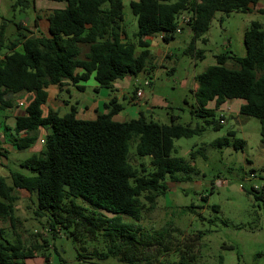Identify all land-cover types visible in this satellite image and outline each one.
Wrapping results in <instances>:
<instances>
[{"label": "trees", "instance_id": "obj_1", "mask_svg": "<svg viewBox=\"0 0 264 264\" xmlns=\"http://www.w3.org/2000/svg\"><path fill=\"white\" fill-rule=\"evenodd\" d=\"M59 1L65 7L50 11L47 33H24L19 20L16 36L4 44V26L0 25V107L11 105L9 94H32L24 114L14 117L15 131L23 135L15 137L13 146L17 150L28 148L38 139L39 128H48L39 151L20 161L31 174L11 170V183L0 175V219L10 226L0 225V264L36 255L43 256L45 264L48 261L47 239L41 237L25 245L15 230L20 222L14 212L15 188L34 195L33 214L46 218L51 238L60 226L84 249L85 240L101 232L106 249L94 253L102 258L117 256L124 264H194L200 232L178 237L179 230L172 226L148 231L122 217L137 219L145 205L153 207L168 189L167 178L178 181L197 171L195 151L189 158L172 154L174 139L199 133L204 126L175 123L176 115L170 123L146 119L142 114L119 121L113 116L122 104L114 98L104 103L108 111L92 119L77 117L74 107L62 115L51 109L44 114L46 88L66 79L73 83L85 80L92 72L101 87L111 88L117 78L150 69L154 58L145 37L160 34L164 41L174 37L176 17L183 11H191L183 26L189 36L184 53L201 58L203 50L196 48V40L205 39L203 34L215 12L249 11L258 0H130L137 20L133 39L122 25V0ZM260 11L264 13V9ZM243 42V56L217 54L214 64L194 75L196 87L190 91L195 104L190 112L208 117L226 100L242 99L238 113L258 118L264 141V27L260 21H250ZM228 60L234 65L228 66ZM79 68L83 70L80 73ZM210 101L212 107L208 106ZM220 119L214 122L206 118L204 122L217 129ZM131 140L135 153L148 157L147 165L130 162ZM212 143L240 149L244 140L229 130ZM255 197L264 200V193ZM10 229L17 235L14 241L5 238ZM171 251L179 254L176 262L162 258Z\"/></svg>", "mask_w": 264, "mask_h": 264}, {"label": "rangeland", "instance_id": "obj_2", "mask_svg": "<svg viewBox=\"0 0 264 264\" xmlns=\"http://www.w3.org/2000/svg\"><path fill=\"white\" fill-rule=\"evenodd\" d=\"M15 1L0 0V25L4 26V44L16 36L15 23L19 20L25 23L34 11L30 0L27 7L24 6V1L19 2V5ZM45 1L47 4L50 2ZM129 1L122 0V25L127 36L133 39L137 20ZM262 4L264 5V1ZM251 20L260 21L264 27L262 12L216 11L208 30L203 34L205 39L200 37L196 40V48L203 50L201 58L184 53L189 41L185 31L177 32L168 41L158 35L160 51L154 56V66L137 75H130L128 85L122 87V90L111 91L100 86L95 90L92 86L94 81L90 79L84 83V89L73 85L60 94L61 98L70 99L73 104L77 99L79 104H91L93 100H97L100 109H103V101L116 97L124 107L123 112L134 113L130 114V118L142 114L146 119L170 123L172 116L176 115L175 123L204 126L199 133L174 139L172 154L189 158L190 152L195 151L194 164L197 171L184 174L178 181L167 178L168 189L158 197L153 207L145 205L137 219L127 215L122 217L124 221L140 224L148 231L172 226L179 230L178 237L200 232V245L194 255V264H264V200L255 197L256 193H264V141L260 135V122L254 116L236 114L238 105L234 99L227 100L212 116L204 117L190 112L195 104L190 91L193 81L195 82L192 76L214 64L217 54L243 56L244 32ZM25 27L32 30V22L28 20ZM22 32L26 33V30ZM83 49L86 50V46L83 45ZM227 65L233 66L234 62L228 60ZM145 80L149 84H144ZM136 88L141 89V97L135 96ZM47 91L52 95L53 87H49ZM149 104L152 105L151 111L146 109ZM213 104V101L208 102L209 107ZM13 109L11 108L10 115ZM22 111L16 109L18 113ZM60 111L61 114L69 111V106ZM122 113L115 118L118 120ZM206 118L214 122L222 118L223 122L215 129L204 122ZM229 130L234 131L235 137L244 140L242 148L234 149L232 144L216 146L212 143L213 140L226 136ZM37 134L38 139L28 148L17 150L9 146L6 158L0 156V174H6L8 182L11 170L31 174V170L21 166L20 161L41 148L40 137H44V132L40 130ZM231 139L230 137V141ZM147 159V156L135 153V142L131 140L130 162L137 166L139 161H143L147 165ZM14 193L17 195L14 212L20 220L16 223L15 230L25 245L35 239L40 240L41 237L47 239L50 244L45 250L48 255L47 264H124L117 256L102 258L94 253L95 250L100 252L106 249L101 232L88 237L84 242V249L79 242L66 235L60 226L51 238L52 231L46 218L33 214L34 195L19 188H15ZM0 224L10 228L7 221L1 220ZM16 237L13 229L8 230L5 236L12 241ZM79 252L82 256H78ZM178 255L177 251H171L164 253L162 258L176 262ZM14 264L26 263L18 261Z\"/></svg>", "mask_w": 264, "mask_h": 264}, {"label": "crops", "instance_id": "obj_3", "mask_svg": "<svg viewBox=\"0 0 264 264\" xmlns=\"http://www.w3.org/2000/svg\"><path fill=\"white\" fill-rule=\"evenodd\" d=\"M263 1L264 0H258V2L252 7L251 10L261 12L260 9H264V5L262 4ZM24 2L28 3V0H24ZM30 2H31V7L33 8L34 11H33V14H30V16L28 17L26 22L22 23L23 28L26 30L27 34L38 33V32L47 33V27H48L47 16H48V14L50 13V11L52 9L65 7V3L63 1H59V0H50V2L48 4H47V1H45V0H39V1L38 0H30ZM28 20H30L32 22V27H31L32 30H28L25 27V24L27 23ZM158 35L160 36V34H157V35L145 37V39L147 40V42L149 44V50H150L151 54L153 55V58L156 54L158 55V53L160 51V49L158 48V46H159V42L157 40ZM17 48H19V46H17ZM77 71L80 73L83 70L81 68H79ZM130 77H131L130 75H125L122 78L115 79L112 82V87L109 89L111 91L112 90H116V91L122 90V87L128 85ZM125 78H126V80H124ZM192 78L194 79V75L192 76ZM90 79H92L94 81L92 84L94 89L98 90L99 89L98 86H100V85L96 81V79L94 78V72H92L89 75V77L85 80L79 79L78 81L73 83L70 80L66 79V80H63L60 85L59 84H50L46 88V90L52 86L53 91H52V95H49V93L47 91V100L42 105L43 113L45 114L49 109H51V110L57 111L60 115H62L66 112L61 114L60 112H62V111H60V109L66 107V106H69V109L71 107L75 108L77 117L84 118V119H92L98 113L108 111V108L105 107V105H104V103H106V101H103V109H100L99 101H97V100H93L91 104H81V103L79 104V100L77 99L76 103L73 104V103H71L70 99H63L60 97V94L63 92V90H69L70 87L73 85L75 87H77L78 89H81V90L84 89L85 88L84 83ZM195 87H196V83L193 81V85H192L191 89L195 88ZM31 96H32V94L30 92H23V91L16 92L13 94H9L7 97L10 99L11 105L9 107H4V108L0 107V126L2 128V130H0V156H2L4 158H6V154L9 153V150H8L9 146L12 149H14L13 143H14L15 137L19 136V135H23V133L18 134L15 131L14 117L17 115L24 114L25 106H26L27 102L30 100ZM111 98H114L117 101L116 97H111ZM110 99H108L107 102ZM234 100H236L237 105H238L237 111H235V113L238 114V108H239L240 104L243 103V100L238 99V98H235ZM226 101L223 104H225ZM143 103H145V101H143ZM151 106H152L151 104H149L147 106V108H146L147 111H151V108H150ZM11 108H14L13 109L14 111L10 115ZM16 109H20L21 111L22 110L23 111L21 113H18V112H16ZM123 109H124V107L122 105L121 109L113 116V118L116 119L115 118L116 115H118L119 113H122ZM130 114H134V113L133 112L129 113V111L123 112L118 120L119 121L126 120V119L130 118ZM10 121H11V123H8ZM40 130H42V132H44V134H45L48 131V128H43V127L39 128L38 133ZM0 175L5 177V179L7 181V178H6L7 175L6 174L1 173ZM9 178H10V172H9ZM7 183H11V178H10V182L7 181ZM14 190H13V192H14ZM0 221H1V219H0ZM18 261L26 263V264H45L44 257L41 255L40 256L36 255V256H32V257H26L23 260H18Z\"/></svg>", "mask_w": 264, "mask_h": 264}, {"label": "built area", "instance_id": "obj_4", "mask_svg": "<svg viewBox=\"0 0 264 264\" xmlns=\"http://www.w3.org/2000/svg\"><path fill=\"white\" fill-rule=\"evenodd\" d=\"M190 17H191V11H184L178 14V16L176 17L177 20L176 32H181L183 30V26L189 22ZM144 84H149V81L145 80ZM135 96L137 97L142 96V91L140 88L136 89ZM220 122H223V119H220ZM43 141H44V137H40V142L43 143Z\"/></svg>", "mask_w": 264, "mask_h": 264}]
</instances>
